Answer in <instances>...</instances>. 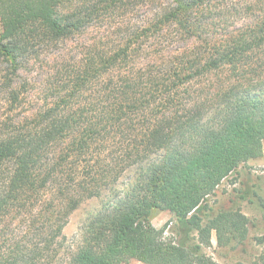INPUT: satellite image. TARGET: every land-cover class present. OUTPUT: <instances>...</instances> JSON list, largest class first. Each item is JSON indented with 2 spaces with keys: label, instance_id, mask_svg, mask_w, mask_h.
<instances>
[{
  "label": "trees",
  "instance_id": "16d2710c",
  "mask_svg": "<svg viewBox=\"0 0 264 264\" xmlns=\"http://www.w3.org/2000/svg\"><path fill=\"white\" fill-rule=\"evenodd\" d=\"M70 1L0 0V264L51 262L70 215L131 166L135 179L89 216L69 264H218L203 251L213 230L244 240L248 217L204 223L200 212L263 152L264 0L218 26L207 0H159L125 39L81 44L77 62L58 48L92 15ZM154 207L174 212V236L153 225Z\"/></svg>",
  "mask_w": 264,
  "mask_h": 264
},
{
  "label": "rangeland",
  "instance_id": "374dc122",
  "mask_svg": "<svg viewBox=\"0 0 264 264\" xmlns=\"http://www.w3.org/2000/svg\"><path fill=\"white\" fill-rule=\"evenodd\" d=\"M246 0H207L201 7L205 13L217 16L214 26L222 17L230 18L231 23L234 6ZM159 4V0H72L66 3V8L82 10L91 14L89 27L82 33L62 42L58 50H63L64 60L78 61L84 51L81 44L94 42L104 47L114 45L117 40L126 38L129 32H134L145 24L151 11ZM228 12L218 15V13ZM233 26V25H232ZM69 49V50H68ZM57 50V49H56ZM67 52V53H66ZM55 64V62H54ZM137 166L124 170L117 183L108 189L104 197L86 200L70 215L64 229L65 240L63 247L47 264H69L71 254L80 242L83 225L90 215L102 208L103 204L111 200L118 192L122 194L135 179ZM264 141L263 152L259 157L251 158L236 171L227 176L206 198L205 208L201 216L203 222L224 210H240L248 217V234L246 239L233 238L230 242H220L213 230L211 245L205 246L203 251L211 256L218 264H264V244L259 243L264 238ZM150 220L156 228H162L166 223V232L174 236L177 232V219L171 209L154 207L150 213ZM122 264H147L136 258H131Z\"/></svg>",
  "mask_w": 264,
  "mask_h": 264
}]
</instances>
